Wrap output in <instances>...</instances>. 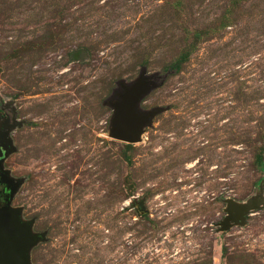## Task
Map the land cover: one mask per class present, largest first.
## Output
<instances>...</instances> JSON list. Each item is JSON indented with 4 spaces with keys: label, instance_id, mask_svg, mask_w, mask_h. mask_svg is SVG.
<instances>
[{
    "label": "rangeland",
    "instance_id": "obj_1",
    "mask_svg": "<svg viewBox=\"0 0 264 264\" xmlns=\"http://www.w3.org/2000/svg\"><path fill=\"white\" fill-rule=\"evenodd\" d=\"M141 75L128 147L108 102ZM7 123L30 264H264V0H0Z\"/></svg>",
    "mask_w": 264,
    "mask_h": 264
},
{
    "label": "water",
    "instance_id": "obj_2",
    "mask_svg": "<svg viewBox=\"0 0 264 264\" xmlns=\"http://www.w3.org/2000/svg\"><path fill=\"white\" fill-rule=\"evenodd\" d=\"M154 86L155 83L150 81V77L144 75L128 85L120 84L119 91L108 102L113 112L110 125L113 139L129 145L141 140L144 128L150 125L152 118L161 110L153 109L146 112L138 110L141 98ZM1 143L5 151L4 155H9L13 151L9 140L2 137ZM0 184L7 190L5 204L0 205V264H30L29 249L38 240H42L44 235L32 233V222L21 221L20 211L11 206L16 184L8 179L6 171L1 167ZM254 208V205L239 206L230 202L226 209L227 215L218 224L220 230H228L231 223L243 224L244 216Z\"/></svg>",
    "mask_w": 264,
    "mask_h": 264
},
{
    "label": "flooded vegetation",
    "instance_id": "obj_3",
    "mask_svg": "<svg viewBox=\"0 0 264 264\" xmlns=\"http://www.w3.org/2000/svg\"><path fill=\"white\" fill-rule=\"evenodd\" d=\"M11 125H12V124L7 123V124H6V125L0 130V135H1L2 130H8L9 127H10ZM1 139H2V137H0V160L2 159V156H4V154H5V151H4L3 147L1 146V145H3V144L1 143ZM0 167H1V163H0ZM6 194H7V190H6L5 186L0 184V205L5 204Z\"/></svg>",
    "mask_w": 264,
    "mask_h": 264
},
{
    "label": "trees",
    "instance_id": "obj_4",
    "mask_svg": "<svg viewBox=\"0 0 264 264\" xmlns=\"http://www.w3.org/2000/svg\"><path fill=\"white\" fill-rule=\"evenodd\" d=\"M128 147H130L131 145L127 144Z\"/></svg>",
    "mask_w": 264,
    "mask_h": 264
}]
</instances>
